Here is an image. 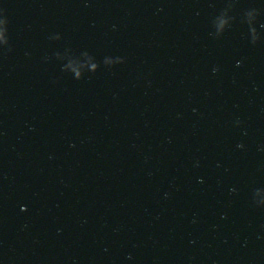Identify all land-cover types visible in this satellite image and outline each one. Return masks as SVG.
Listing matches in <instances>:
<instances>
[{"label": "water", "instance_id": "95a60500", "mask_svg": "<svg viewBox=\"0 0 264 264\" xmlns=\"http://www.w3.org/2000/svg\"><path fill=\"white\" fill-rule=\"evenodd\" d=\"M0 264H264V0H0Z\"/></svg>", "mask_w": 264, "mask_h": 264}]
</instances>
